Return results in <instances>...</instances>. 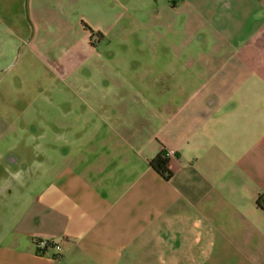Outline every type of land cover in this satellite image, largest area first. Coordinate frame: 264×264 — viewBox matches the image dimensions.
Masks as SVG:
<instances>
[{
  "label": "crops",
  "instance_id": "0c3cea01",
  "mask_svg": "<svg viewBox=\"0 0 264 264\" xmlns=\"http://www.w3.org/2000/svg\"><path fill=\"white\" fill-rule=\"evenodd\" d=\"M170 4L199 42L168 47L141 113L104 110L75 154L8 172L23 206L0 222V264H264V0ZM169 149L166 180L150 161Z\"/></svg>",
  "mask_w": 264,
  "mask_h": 264
},
{
  "label": "rangeland",
  "instance_id": "374dc122",
  "mask_svg": "<svg viewBox=\"0 0 264 264\" xmlns=\"http://www.w3.org/2000/svg\"><path fill=\"white\" fill-rule=\"evenodd\" d=\"M167 1L0 0V222L23 206L3 192L22 182L10 171L25 161L30 175L34 160L75 154L104 110L141 113L162 66L174 60L168 47L199 42L202 33L189 38L185 16L169 13ZM216 264L255 261L230 255Z\"/></svg>",
  "mask_w": 264,
  "mask_h": 264
},
{
  "label": "trees",
  "instance_id": "16d2710c",
  "mask_svg": "<svg viewBox=\"0 0 264 264\" xmlns=\"http://www.w3.org/2000/svg\"><path fill=\"white\" fill-rule=\"evenodd\" d=\"M170 158L166 156V151L161 150L151 161L150 166L164 179L169 180L173 172L170 169ZM261 199H264V195L260 196L258 203Z\"/></svg>",
  "mask_w": 264,
  "mask_h": 264
},
{
  "label": "built area",
  "instance_id": "2783aa9c",
  "mask_svg": "<svg viewBox=\"0 0 264 264\" xmlns=\"http://www.w3.org/2000/svg\"><path fill=\"white\" fill-rule=\"evenodd\" d=\"M176 153V151L174 149H169L166 151V156L167 157H172L174 156ZM52 241H50L49 239H40L37 241V246L40 248V249H45L47 247H49L50 245H52ZM53 246H55V248L57 250H60L61 246L58 245V244H54Z\"/></svg>",
  "mask_w": 264,
  "mask_h": 264
}]
</instances>
